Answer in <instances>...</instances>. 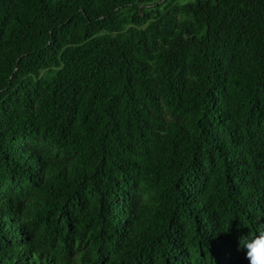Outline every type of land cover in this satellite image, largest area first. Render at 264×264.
<instances>
[{
  "label": "trees",
  "instance_id": "1",
  "mask_svg": "<svg viewBox=\"0 0 264 264\" xmlns=\"http://www.w3.org/2000/svg\"><path fill=\"white\" fill-rule=\"evenodd\" d=\"M0 0V264H249L264 229V0Z\"/></svg>",
  "mask_w": 264,
  "mask_h": 264
},
{
  "label": "clouds",
  "instance_id": "2",
  "mask_svg": "<svg viewBox=\"0 0 264 264\" xmlns=\"http://www.w3.org/2000/svg\"><path fill=\"white\" fill-rule=\"evenodd\" d=\"M238 245L240 250L246 252L249 264H264V229L256 234L240 236Z\"/></svg>",
  "mask_w": 264,
  "mask_h": 264
},
{
  "label": "rangeland",
  "instance_id": "3",
  "mask_svg": "<svg viewBox=\"0 0 264 264\" xmlns=\"http://www.w3.org/2000/svg\"><path fill=\"white\" fill-rule=\"evenodd\" d=\"M189 1H194V0H179V1L177 2V4L187 3V2H189Z\"/></svg>",
  "mask_w": 264,
  "mask_h": 264
}]
</instances>
